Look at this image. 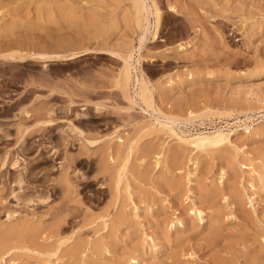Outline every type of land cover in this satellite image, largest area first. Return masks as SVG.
I'll return each instance as SVG.
<instances>
[{
    "label": "rangeland",
    "instance_id": "obj_1",
    "mask_svg": "<svg viewBox=\"0 0 264 264\" xmlns=\"http://www.w3.org/2000/svg\"><path fill=\"white\" fill-rule=\"evenodd\" d=\"M145 2L0 0V264H58L56 249L78 264L87 247L92 264H264V0ZM131 53L154 112L119 84ZM161 112L192 133L229 122L243 150L180 145Z\"/></svg>",
    "mask_w": 264,
    "mask_h": 264
},
{
    "label": "bare ground",
    "instance_id": "obj_2",
    "mask_svg": "<svg viewBox=\"0 0 264 264\" xmlns=\"http://www.w3.org/2000/svg\"><path fill=\"white\" fill-rule=\"evenodd\" d=\"M141 1L143 3L142 8H143L144 12L148 15L150 13L149 12L150 9L146 5L145 0H141ZM71 7H72V5H71ZM159 10L160 9L158 7H155V9H154V14L156 16V26L157 27H158L159 22H160V11ZM2 15H3V13H2ZM66 16H67V14H66ZM96 16H97V14H95L93 20H91L94 23L95 22H99L98 20H100ZM142 19H143V17H142ZM149 20H150V18H149ZM90 24H92V23H90ZM4 25L5 24H3V21L2 22L0 21V30H2V27H4ZM147 27H148V25H147ZM180 46L183 47V45H180ZM140 49L141 48H139V50ZM134 62L136 64H139V59H135L133 54L131 53L125 59L124 68L122 69V71L119 74V84L121 85V87L124 90L127 91L129 86H130V84L132 82L133 83L135 82L133 86L135 87L136 96L139 98V100H141L146 105L147 109H152V111L154 112L155 111L154 93H153V90L151 89V84L149 83L148 79H146L144 77L143 74H139L138 72L136 74H133V63ZM169 82H171V80ZM130 101H132V100L130 99ZM161 115L164 117L163 119L165 121H163V120L162 121H158L157 125H159V127H165L166 129H169V134H168L169 138L175 140L180 145L191 146V147H193V150L195 149V150L200 151V152L204 151V150H207L209 148H218V147H221V146L231 147L234 150H236V152H240L241 150H243L241 146H238V145H236L233 142L232 135L237 130L236 129L234 130L232 125L229 122H227L226 125L213 126V131H204L203 130V131H197L195 133H192L193 131H191L190 129H182V128H180L178 126V124H177V119L176 118L171 117L169 115H166L163 112H161ZM190 115L193 118L196 117V116H193V112H191ZM248 115H249V113H248ZM228 118H230V116ZM203 124H204V122H203ZM192 125H193V123H192ZM238 126H243V129L245 131L249 132L250 134L254 132V131L251 130L252 128H250V125L247 124L245 121H244L243 124L238 125ZM151 129H156V126L154 125V123L152 124ZM204 129H206V128H204ZM118 139H119L121 145H124V143H125L124 139L121 136H118ZM243 146H244V144H243ZM135 150H136V147L134 145H131L129 147L127 157L124 159L125 161L123 162V164H122V166L120 168L119 181H117V184H118L117 190H119V191H120V183L122 181H124V185L123 186L125 188V192L130 197V199H132V197H134V196H133V192H132V185L127 179L128 178L127 177V173H128V170H129L128 169V162L130 160V157L135 152ZM147 154L148 153H145L143 155V157L141 158L142 161H144V159L146 158ZM154 157H155V162H154L155 168H159V169L162 168L163 167V161H164L163 152L161 151V152L155 154ZM198 163H199V161H198ZM198 163L196 162V167L198 166ZM245 166H247V165L245 164ZM226 175H227V173H226L225 170L221 171L220 179L221 180H225L224 178L226 177ZM257 176H259V175H257ZM254 186H255V184L252 182L251 183V187H254ZM224 198L226 199L227 196H224ZM250 198H251V203H253L254 206H258L259 205V199L256 197L255 192L251 193ZM193 200L194 199H192V201ZM135 210H137V208ZM191 211L195 215V217L197 218L199 224H204L205 222H207L209 214H208V212L205 209L197 206V207L193 208ZM180 226H184V221L179 217V218H177L176 221L172 222L171 229H173V228L176 229V228H178ZM146 237H147V243L146 242L145 243L147 244V246L155 248V253L161 252L160 245L156 242L157 240L153 237V235H146ZM107 244L105 242H103V241L102 242H96L93 245V247H91V249L94 252H96V253H105V252L110 253L109 248L107 247ZM53 250H55V249H53ZM87 250H88V247H87ZM87 250H84V251L81 252L80 256H81L82 259H80V261L78 260V264H92V263H94L92 261L89 262L90 260L88 262L85 260L86 258L89 257ZM59 253H60V250L56 249L55 252L53 253V256H54L55 259L52 260V261H55V263L58 262V264L61 262V260L63 258L62 256H60ZM5 254L6 253L4 252V255ZM2 255H3V253H2ZM129 260L132 261L134 264H141L143 262V260L140 257H137V256H132V257L129 258ZM15 262L16 261L13 259V260L9 261L8 264H15ZM52 263L54 264V262H52Z\"/></svg>",
    "mask_w": 264,
    "mask_h": 264
}]
</instances>
